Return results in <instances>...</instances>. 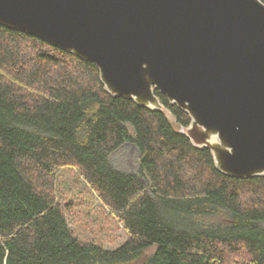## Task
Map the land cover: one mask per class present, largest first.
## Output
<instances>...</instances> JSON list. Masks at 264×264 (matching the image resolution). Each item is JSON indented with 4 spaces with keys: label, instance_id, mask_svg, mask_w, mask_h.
<instances>
[{
    "label": "trees",
    "instance_id": "1",
    "mask_svg": "<svg viewBox=\"0 0 264 264\" xmlns=\"http://www.w3.org/2000/svg\"><path fill=\"white\" fill-rule=\"evenodd\" d=\"M154 92L177 126L109 94L94 63L0 25V264H264V175L220 172ZM124 142L137 173L109 161ZM68 165L123 225L119 245L70 227L54 189Z\"/></svg>",
    "mask_w": 264,
    "mask_h": 264
},
{
    "label": "water",
    "instance_id": "2",
    "mask_svg": "<svg viewBox=\"0 0 264 264\" xmlns=\"http://www.w3.org/2000/svg\"><path fill=\"white\" fill-rule=\"evenodd\" d=\"M0 25L94 63L109 94L177 126L159 90L220 172L264 175L262 0H0Z\"/></svg>",
    "mask_w": 264,
    "mask_h": 264
},
{
    "label": "rangeland",
    "instance_id": "3",
    "mask_svg": "<svg viewBox=\"0 0 264 264\" xmlns=\"http://www.w3.org/2000/svg\"><path fill=\"white\" fill-rule=\"evenodd\" d=\"M109 161L119 170L137 173L138 149L134 144L124 142L109 155ZM54 189L70 227L80 238L112 248L128 237L121 222L101 202L76 166L68 165L56 171Z\"/></svg>",
    "mask_w": 264,
    "mask_h": 264
}]
</instances>
